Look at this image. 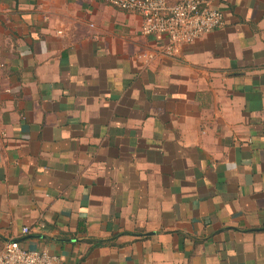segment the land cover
I'll return each instance as SVG.
<instances>
[{"label":"crops","instance_id":"0c3cea01","mask_svg":"<svg viewBox=\"0 0 264 264\" xmlns=\"http://www.w3.org/2000/svg\"><path fill=\"white\" fill-rule=\"evenodd\" d=\"M205 1L167 55L103 0H0V250L264 264V0Z\"/></svg>","mask_w":264,"mask_h":264},{"label":"built area","instance_id":"2783aa9c","mask_svg":"<svg viewBox=\"0 0 264 264\" xmlns=\"http://www.w3.org/2000/svg\"><path fill=\"white\" fill-rule=\"evenodd\" d=\"M119 9L135 11L142 17L143 34L166 36L164 52L174 54L178 48L191 43L206 32L221 26L222 13L205 0H103ZM0 136L3 132L0 130ZM22 227V232H27ZM0 264H61L58 254L45 248L28 249L16 239L4 243Z\"/></svg>","mask_w":264,"mask_h":264}]
</instances>
